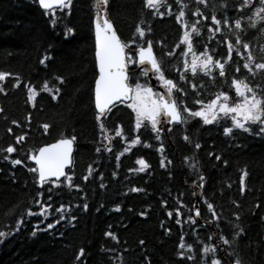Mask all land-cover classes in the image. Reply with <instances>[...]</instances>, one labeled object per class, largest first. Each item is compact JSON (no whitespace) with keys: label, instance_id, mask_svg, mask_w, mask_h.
Listing matches in <instances>:
<instances>
[{"label":"trees","instance_id":"obj_1","mask_svg":"<svg viewBox=\"0 0 264 264\" xmlns=\"http://www.w3.org/2000/svg\"><path fill=\"white\" fill-rule=\"evenodd\" d=\"M243 3L207 0L205 7L195 0H181L188 6L184 19L190 23L201 20V34L193 35L195 53L207 50L214 61L225 62V77L219 76V69L212 75L199 68L195 76L190 69L185 73L184 61L190 63L192 54L181 55L186 48L180 44L185 29L176 20L181 7L176 0H167L160 10L163 15L144 8V0H110V14L123 40L136 46L152 42L165 78L180 89L174 90L178 104L195 111L221 92L229 95L230 106L241 103L242 97L232 87L234 78L245 80L258 98L264 93V72L254 68L255 63L264 62V20L251 27L249 18L256 20L259 0H252L254 7L238 11ZM198 7L207 20L192 15ZM213 14L228 16L233 23L211 33L208 27ZM94 15L93 0H74L69 9L53 12L41 9L36 0H0V72L10 74L0 81L4 89L0 92V157L8 155L3 150L12 146L17 151L11 158L22 160L21 165L13 166L0 159V230H13L0 243V264H211L213 258L221 264L237 260L264 264V134L259 133V126L249 125L251 132L233 128V134L225 135L224 129L233 127L232 117L220 113L208 125L189 117L188 123L174 126L166 137L148 127L137 128V117L120 106L103 119L106 131L101 132L93 102L97 76ZM237 18L243 31L234 28ZM137 25L145 30V39L136 34ZM68 27L73 29L70 34H66ZM236 32L255 57L254 76L242 68L248 52L235 44ZM229 42L233 45L231 61ZM169 52L175 54L169 56ZM237 65L241 72L235 71ZM131 72L132 84L139 81L147 86L146 76L135 68ZM29 88L36 92L34 101L28 99ZM44 124L49 125L47 132ZM117 129L122 130L121 137L115 135ZM19 136L25 139L17 143ZM72 136L76 137V150L67 176L72 177L73 186H67L66 178L56 182L61 187L53 190L49 200L51 185L38 187L37 174L29 171L34 167L29 156L44 145ZM137 137L140 142L132 144ZM108 144L111 152L104 150ZM97 147L102 149L100 153ZM141 159L148 164L143 172L138 171ZM200 184L204 185L202 218L213 221L219 239L223 234L231 242L224 246L226 260L217 251L203 252L204 247H212L210 232L192 223L194 186ZM133 188L142 191L133 192ZM37 200L52 205L47 220L26 215L29 208L40 211ZM208 203L213 204L219 219L212 216ZM61 205L65 219L53 229L37 231V225L44 229L59 219L61 213L55 209ZM117 207L120 211H115ZM22 214L25 222L17 232L15 222ZM241 229L234 239V232ZM81 249L84 255L77 260Z\"/></svg>","mask_w":264,"mask_h":264},{"label":"snow or ice","instance_id":"obj_2","mask_svg":"<svg viewBox=\"0 0 264 264\" xmlns=\"http://www.w3.org/2000/svg\"><path fill=\"white\" fill-rule=\"evenodd\" d=\"M177 4H180V10L178 15H176V20L178 23H181L182 27L185 29L183 32V36L180 40V44L186 45V48L182 50L181 55L187 57L190 53L192 54V60L189 63L188 60L184 61V70L185 73L191 70L193 76L197 74V69L199 68L205 75H212L214 69H219V76H226V64L225 62H221L220 60L213 59L212 55H209L207 50L200 55H197L193 48V35L199 36L201 34V20H196L194 22H189L184 19L186 16L185 8L188 6L186 4H181V0H176ZM197 5H204L207 7V0H195ZM39 6L42 9L49 10L54 6H59L61 8H70L72 4V0H38ZM167 3V0H144V6L147 9L154 10L153 15L160 13V8ZM109 4V0H96L94 7L97 9L96 19H95V58L96 63L99 68V77L95 80V109L97 112L96 120L99 123V127L101 132L106 131L105 123L102 118H107V114L111 112V106H114L115 102L118 100L131 99L133 103L128 105L133 108V110L137 113V128L140 127V118L145 117L151 121L152 128L158 133L159 129L157 128V124L159 123L157 117L163 114L168 118L169 123H188V118H200L203 121V124L208 125L212 124L217 120V117L220 113H223L225 116L231 115L233 127L225 128V135L233 134V128L242 130L243 132H251L252 129L249 125L256 124L259 126V133L264 134V93L258 98L256 91L249 86L245 80H240L238 78H234L232 80V87L235 89L236 95L242 97V102L237 103L234 106H230L229 101L230 97L226 93H219L215 99H213L210 103L204 105L200 110H192L188 107H184L181 111L178 106L177 100L174 98V90L178 89L176 83H174L171 79H166L161 68V64L153 54V44L150 40H146L147 47H139L136 49L132 56H127L125 54V48L129 47L127 43H124L117 36L116 31L114 29L113 23L108 17L106 12H102ZM259 7H255L254 15L256 20H252L251 17V27H255L257 21L264 20V0H259ZM254 7L252 0H244L243 5L238 8V11H242L243 7ZM222 8H227L226 4L221 5ZM171 11L169 10V15H171ZM192 15L197 17H203L204 20L208 19V16L202 13L199 7L192 13ZM233 22L229 19L228 16H224L223 18H218L217 15L213 14L211 16V25L209 26L208 31L211 33H216L221 31V26L229 27ZM234 28L236 30L242 29V21L240 18L234 20ZM190 29V31H189ZM73 29L68 27L66 28V34L72 33ZM136 34L140 39H145V30L137 25L135 29ZM236 39L235 44L242 46V48L248 52L246 57V62L243 63L242 68L247 70L248 73L253 76L256 75V72L253 69V64L255 57L252 55L251 51H249V44L243 42L239 32L235 33ZM135 42V41H133ZM180 44L177 47H180ZM138 53L139 64H149L151 68H145L143 71V75L147 76L149 71L154 72L157 75V78L163 82V86L167 89V95H159L154 93L152 88L147 87L146 85L136 84L135 89L129 87L126 83L128 80V64L136 63L134 59L135 55ZM233 45L231 42L228 43V60L231 61L233 59ZM175 53L169 52L168 55L172 56ZM244 59V57H241ZM47 59V57H45ZM41 64L44 63V60L40 61ZM254 68L256 70L264 72V62L255 63ZM241 67L237 65L235 68L236 72H241ZM10 74L0 72V81H4ZM180 79L184 80L185 75L181 74ZM64 81L61 79V83ZM17 87L19 84L16 85ZM48 85L45 83L44 88L47 89ZM195 87V85H193ZM4 91L2 87H0V92ZM59 91V90H57ZM134 95H130L133 93ZM29 101H34L36 92L34 89L29 88ZM55 99V97H53ZM198 104H202L203 102L200 100L195 101ZM218 109V111H217ZM3 111V109H0ZM182 113H187V117ZM15 123V121H13ZM43 128L47 132L49 125L44 124ZM9 132L12 130L9 129ZM171 131V129H168ZM117 137L122 136V130L117 129L115 132ZM108 138V137H105ZM160 139L159 135L156 137ZM25 139L24 136H19L16 138V142L20 143ZM185 140H188L189 137L185 136ZM76 140L75 136H72L70 139H60L57 143L51 144L45 147H41L38 150V155L33 154L29 157V159L33 160L37 167H30L29 171L37 174L35 178V182L38 184L40 188H44L45 184H50L51 187L47 189L49 193L48 199L51 200V193L54 189H58L61 187L60 184L56 183L59 181L61 177H65V167L70 165L72 162V151H73V143ZM111 143V140H109ZM140 142L139 137L132 141V144H137ZM196 147L199 148L200 145L196 144ZM105 151L111 152L112 149L110 147L105 146ZM129 149H125L128 151ZM163 149L161 148V151ZM8 155L0 157V159L8 160L13 166L21 165L22 160L19 158H11V154L16 152L17 149L15 147L9 146L3 150ZM97 153H100L102 149L100 147L96 148ZM122 155V153H121ZM217 160L220 159L219 156L215 157ZM119 160V156L116 157ZM138 164H140V168L138 171L143 172L148 167V164L144 160H138ZM163 166V162H162ZM89 174L91 175V167L89 168ZM246 175V174H245ZM52 178H55L53 180ZM67 186L71 188L72 185V177L67 176ZM88 176L84 177V180H87ZM200 180L203 181L204 177L200 176ZM243 184V181H242ZM103 186V185H101ZM203 184H200L199 187H203ZM133 192L142 191L139 188L131 189ZM243 191V188H242ZM42 195V193H39ZM35 203L40 207V211L36 212L29 208L26 212L28 217L31 216H41L44 220L48 219L49 209L52 208V205L44 204L41 205L37 200ZM87 205H84L85 210H87ZM207 207L211 212L212 216L216 219V212L214 211L213 204L208 203ZM259 207V205H257ZM56 212L61 213L59 219L55 221V223H48L46 228L40 229L39 225H37V231H47L55 228L56 224H59L61 220L65 219L64 216V207L61 205L59 208L55 209ZM115 211H120L119 207L115 209ZM172 214L169 213V216ZM201 212L199 209L196 210V216H200ZM75 219V217H73ZM191 219V218H190ZM239 219V217H237ZM23 214L20 219L15 222V231H19L22 225L24 224ZM179 223V221H177ZM192 223H197L196 221H192ZM209 227H211L212 222L208 221ZM219 228V225H216ZM239 228V225H237ZM234 232L233 238L235 239L240 235V232ZM13 230L10 228L7 232L0 230V243H4V240L12 235ZM33 236L36 235V232L32 233ZM106 235L112 236L111 233H107ZM211 238V237H210ZM115 239V237H113ZM220 241L224 245H230L231 242L227 239L223 234L220 235ZM141 244H144V241H140ZM179 247L181 249L185 248V244L183 242L180 243ZM217 251L214 247L206 246L203 249L205 254L207 253H215ZM84 255V250L81 249L79 255L76 257L79 260ZM191 259V257H189ZM211 264H221L219 259L213 258L211 260ZM236 264H241V261L237 260Z\"/></svg>","mask_w":264,"mask_h":264},{"label":"water","instance_id":"obj_3","mask_svg":"<svg viewBox=\"0 0 264 264\" xmlns=\"http://www.w3.org/2000/svg\"><path fill=\"white\" fill-rule=\"evenodd\" d=\"M54 7H59V6H54ZM102 12H106L107 13V15H108V11H107V6L104 8V9H102ZM108 17H109V15H108ZM125 51H126V48H125ZM137 56H138V53H137ZM95 60H96V58H95ZM138 63H139V57H138ZM96 65H97V63H96ZM138 66H139V69L140 70H142V71H144V69L145 68H148V69H150L151 68V65H149V64H144V65H140V64H138ZM97 73H98V75H97V78L99 77V68H98V66H97ZM148 77H149V82H150V84L151 85H153V86H155L156 85V80H155V78L153 77V72L152 71H149V73H148ZM127 83V82H126ZM157 91H158V94L159 95H164V96H166L167 95V90L165 89V87L163 86V85H159V86H157ZM94 100H95V86H94ZM122 100H124V101H127V100H129V99H125V98H122ZM121 100H118V101H116L115 103H118V102H120ZM163 120H166V122L169 124V125H171V124H173V123H169L168 122V118L167 117H161L160 119H159V122L161 123ZM57 143V142H56ZM55 144V143H54ZM73 149H74V145H73ZM72 153H73V151H72ZM32 162H34L33 160H32ZM35 163V162H34ZM70 165H68V166H66L65 167V170L69 167ZM62 178V177H61ZM52 179H55V178H52ZM195 197H196V200H199L200 199V191H199V189L198 188H196L195 189ZM198 208H197V206L195 207V212H196V210H197ZM214 231V230H213ZM214 233V235H215V232H213Z\"/></svg>","mask_w":264,"mask_h":264},{"label":"rangeland","instance_id":"obj_4","mask_svg":"<svg viewBox=\"0 0 264 264\" xmlns=\"http://www.w3.org/2000/svg\"><path fill=\"white\" fill-rule=\"evenodd\" d=\"M133 109V108H132ZM144 119H147V118H144Z\"/></svg>","mask_w":264,"mask_h":264}]
</instances>
